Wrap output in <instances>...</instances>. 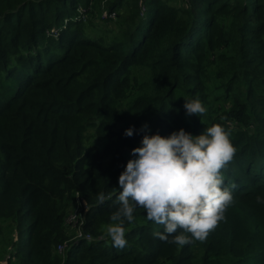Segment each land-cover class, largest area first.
<instances>
[{
	"label": "trees",
	"instance_id": "obj_1",
	"mask_svg": "<svg viewBox=\"0 0 264 264\" xmlns=\"http://www.w3.org/2000/svg\"><path fill=\"white\" fill-rule=\"evenodd\" d=\"M197 97L207 111L186 114ZM217 123L236 149L226 218L181 246L137 209L114 247L141 126ZM0 237L2 264H264V0H0Z\"/></svg>",
	"mask_w": 264,
	"mask_h": 264
},
{
	"label": "clouds",
	"instance_id": "obj_2",
	"mask_svg": "<svg viewBox=\"0 0 264 264\" xmlns=\"http://www.w3.org/2000/svg\"><path fill=\"white\" fill-rule=\"evenodd\" d=\"M184 109L198 116L207 111L198 97L184 99ZM141 130L145 134L140 146L131 150L132 158L118 177L119 207L111 215L114 223L107 226L113 246H126L125 225L135 220L137 209L163 225V231L155 233L162 240L181 246L205 240L226 218L225 210L234 199L221 171L236 151L230 130L218 123L198 135L184 128L168 136L149 134L147 124ZM134 131L130 126L123 134L130 137Z\"/></svg>",
	"mask_w": 264,
	"mask_h": 264
},
{
	"label": "built area",
	"instance_id": "obj_3",
	"mask_svg": "<svg viewBox=\"0 0 264 264\" xmlns=\"http://www.w3.org/2000/svg\"><path fill=\"white\" fill-rule=\"evenodd\" d=\"M111 17H113L114 18V16H113V14L111 15ZM83 207V209H81L80 211H79V213H80V216L78 215V213H77V215H76V218H74V220L72 221V226L73 227H75V225H73V224H77L78 223V221H79V219H80V221H81V224H83V219H82V212H83V210L85 211V212H87L88 210H89V207H87L86 205H83L82 206ZM82 211V212H81ZM68 223V222H67ZM69 224V223H68ZM77 236H75L74 237V239L73 240H78V239H85V240H88V241H91L92 240V237L89 235V234H86V236H84L85 234H82L80 231L79 232H77ZM65 247H66V245H60L59 247H58V251L59 252H63L64 251V249H65Z\"/></svg>",
	"mask_w": 264,
	"mask_h": 264
},
{
	"label": "rangeland",
	"instance_id": "obj_4",
	"mask_svg": "<svg viewBox=\"0 0 264 264\" xmlns=\"http://www.w3.org/2000/svg\"><path fill=\"white\" fill-rule=\"evenodd\" d=\"M106 15H108L107 13H106ZM113 16L115 17V14H113ZM68 18H70V17H74V16H72V15H69L68 14V16H67ZM75 204H73L72 205V207L70 208V210H69V212H68V214H67V216H66V221L69 223V224H72V221L74 220V218H76V215H77V213H78V215L80 216V213H79V209L76 207H73ZM82 207V206H81ZM74 225V224H73ZM73 232H75V231H73V229L71 228L70 229V235L71 236H73L74 234H72ZM78 232V231H77ZM75 236V235H74ZM73 236V237H74ZM84 236H86V235H84ZM1 238V237H0ZM78 240H83V239H78ZM78 240H76V241H78ZM0 247H2V242H0ZM61 253V252H60ZM0 264H2V263H0Z\"/></svg>",
	"mask_w": 264,
	"mask_h": 264
},
{
	"label": "bare ground",
	"instance_id": "obj_5",
	"mask_svg": "<svg viewBox=\"0 0 264 264\" xmlns=\"http://www.w3.org/2000/svg\"><path fill=\"white\" fill-rule=\"evenodd\" d=\"M70 1H71V0H70ZM153 21H154V19H153ZM70 22H71V21H70ZM153 23H154V22H153ZM153 23H152V24H153ZM149 24H150V23H149ZM149 24H148V25H149ZM154 24H155V23H154ZM147 27H148V26H147ZM149 28H150V27H149ZM140 49H141V48H140ZM139 51H140V50H139ZM137 53H138V52H137ZM134 54H135V53H134ZM124 71H125V70H124ZM102 207H103V206H102ZM104 207H105V206H104ZM159 229H160V228H159ZM83 243H84V242H83ZM86 243H87V242H86ZM83 245H85V244H83ZM86 245H87V244H86ZM81 247H82V246H81ZM73 251H75V249H74ZM75 252H76V251H75ZM145 258H146V257H145ZM148 258H149V257H148Z\"/></svg>",
	"mask_w": 264,
	"mask_h": 264
}]
</instances>
